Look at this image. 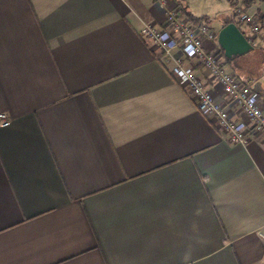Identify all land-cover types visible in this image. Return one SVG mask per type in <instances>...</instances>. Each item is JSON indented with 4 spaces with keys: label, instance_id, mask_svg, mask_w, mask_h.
Returning a JSON list of instances; mask_svg holds the SVG:
<instances>
[{
    "label": "crops",
    "instance_id": "0c3cea01",
    "mask_svg": "<svg viewBox=\"0 0 264 264\" xmlns=\"http://www.w3.org/2000/svg\"><path fill=\"white\" fill-rule=\"evenodd\" d=\"M161 1L0 0V264H264V134L233 142L199 110L140 33L182 12ZM205 46L252 85L254 48Z\"/></svg>",
    "mask_w": 264,
    "mask_h": 264
},
{
    "label": "built area",
    "instance_id": "2783aa9c",
    "mask_svg": "<svg viewBox=\"0 0 264 264\" xmlns=\"http://www.w3.org/2000/svg\"><path fill=\"white\" fill-rule=\"evenodd\" d=\"M165 5V0L161 1ZM238 21L248 39L255 44L258 40L264 41V12L257 10L253 13L246 8H237ZM165 26H157L155 23L146 22L140 33L149 38L158 46L164 55L175 62L173 75L176 80L187 85L196 97L199 110L208 116L215 118L231 141L245 144L254 132L264 134V105L261 93L251 84L244 82L237 73L227 69L220 56L205 46V38L214 39L217 33L211 26L201 21L194 23L178 8H167L165 14ZM182 49L185 56L198 58L205 67L221 84L226 95V102L216 100L213 92L206 87L204 79L186 66L184 57L175 54L176 49ZM236 103L241 106L247 118L251 122L248 128L245 122L232 118L229 104ZM0 118L4 125L10 120L6 113H1Z\"/></svg>",
    "mask_w": 264,
    "mask_h": 264
},
{
    "label": "rangeland",
    "instance_id": "374dc122",
    "mask_svg": "<svg viewBox=\"0 0 264 264\" xmlns=\"http://www.w3.org/2000/svg\"><path fill=\"white\" fill-rule=\"evenodd\" d=\"M184 5L188 6L190 11L198 17H207L209 25L217 31L220 30L219 16H227L238 20L237 8H246L248 12H255L260 7L264 12V0H257L252 6L246 7L243 0H180ZM243 27V26H242ZM264 41H257L254 51L249 53L246 60V68L244 73L253 74L252 86L258 90L262 98H264V63L262 62ZM264 50V49H263Z\"/></svg>",
    "mask_w": 264,
    "mask_h": 264
},
{
    "label": "water",
    "instance_id": "95a60500",
    "mask_svg": "<svg viewBox=\"0 0 264 264\" xmlns=\"http://www.w3.org/2000/svg\"><path fill=\"white\" fill-rule=\"evenodd\" d=\"M218 43L230 59L243 55L254 48L252 42L235 21H230L220 28Z\"/></svg>",
    "mask_w": 264,
    "mask_h": 264
},
{
    "label": "trees",
    "instance_id": "16d2710c",
    "mask_svg": "<svg viewBox=\"0 0 264 264\" xmlns=\"http://www.w3.org/2000/svg\"><path fill=\"white\" fill-rule=\"evenodd\" d=\"M245 3L246 7H250L256 0H243ZM182 12L183 14L187 15L190 20L194 23H199L202 20H204L205 22H209L210 19H208L207 17H198L195 16L189 9H187V7L185 5H183L182 3ZM230 21H235L234 18L232 17H227V18H223V25L227 24ZM237 24H239V21H235ZM218 35V32H217ZM223 52V49H222ZM224 58L227 60V62H232L233 59L228 58L227 56L224 55Z\"/></svg>",
    "mask_w": 264,
    "mask_h": 264
}]
</instances>
